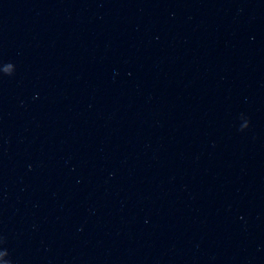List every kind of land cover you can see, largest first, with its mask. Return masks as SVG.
Here are the masks:
<instances>
[{
    "label": "water",
    "instance_id": "95a60500",
    "mask_svg": "<svg viewBox=\"0 0 264 264\" xmlns=\"http://www.w3.org/2000/svg\"><path fill=\"white\" fill-rule=\"evenodd\" d=\"M0 264H264V0H0Z\"/></svg>",
    "mask_w": 264,
    "mask_h": 264
}]
</instances>
